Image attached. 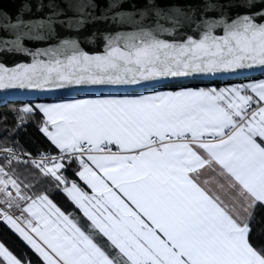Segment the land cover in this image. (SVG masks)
<instances>
[{
  "label": "snow or ice",
  "instance_id": "6c2138e0",
  "mask_svg": "<svg viewBox=\"0 0 264 264\" xmlns=\"http://www.w3.org/2000/svg\"><path fill=\"white\" fill-rule=\"evenodd\" d=\"M17 2L5 130L46 147H0V222L35 264H264V0ZM0 264L33 261L0 242Z\"/></svg>",
  "mask_w": 264,
  "mask_h": 264
},
{
  "label": "trees",
  "instance_id": "16d2710c",
  "mask_svg": "<svg viewBox=\"0 0 264 264\" xmlns=\"http://www.w3.org/2000/svg\"><path fill=\"white\" fill-rule=\"evenodd\" d=\"M264 75H260L257 77H263ZM243 80H239L242 82ZM225 83H235L238 81L228 80L224 81ZM196 86H205V83L193 82ZM211 83L216 84V86H220V81H212ZM77 98V97H76ZM22 100L19 101H9L8 104H0V146H4L5 144H12L16 141L19 142V145L22 146L24 150L35 152L36 149L46 147L43 139L36 132V127L34 122H29L25 128L20 129L17 132L9 133L5 130V128H11L13 124L12 113L9 111L10 107H14L18 105ZM26 102V101H23ZM3 117H7V119H3ZM70 179H76L78 183V178L69 177ZM82 187H85L81 183ZM86 189V188H85ZM55 203L63 209L74 210V206L67 200V198L60 193H57L52 197ZM78 212V210H75ZM254 227L257 229L258 233L264 232V221L256 222ZM0 242L4 243L6 247L9 248L18 258H23L26 254L32 261L33 264L36 262V257L32 253V251L27 248L24 243L14 234L10 229H8L2 222H0Z\"/></svg>",
  "mask_w": 264,
  "mask_h": 264
},
{
  "label": "water",
  "instance_id": "95a60500",
  "mask_svg": "<svg viewBox=\"0 0 264 264\" xmlns=\"http://www.w3.org/2000/svg\"><path fill=\"white\" fill-rule=\"evenodd\" d=\"M98 2L100 3L101 7H107L108 0H98ZM145 2L146 0H123L121 4V10L133 11L135 9H140L145 6ZM173 2L179 3V4L192 3L196 5L197 7H202L204 0H155V3L161 7L167 6L168 4L173 3ZM133 5H135V9L133 8ZM18 6H19L18 2L13 3V0H0V7H2L4 10L9 11V12H14L15 8ZM209 15H215V13H209ZM0 34H4V33H0ZM28 46L34 48L37 45L28 43ZM84 47L86 48V50L90 52V54L93 52V49L91 46L84 45ZM18 62H31V60H30V57H26L22 53L21 54L0 53V63H4L8 67H12L14 66L15 63H18ZM260 75H264V74L256 73V74L249 76L248 78L257 77ZM230 80L239 81L237 79H230ZM215 81H219V80H215ZM225 81H228V80H225ZM19 100L26 101L24 100L23 96L11 98L9 101H19Z\"/></svg>",
  "mask_w": 264,
  "mask_h": 264
},
{
  "label": "crops",
  "instance_id": "0c3cea01",
  "mask_svg": "<svg viewBox=\"0 0 264 264\" xmlns=\"http://www.w3.org/2000/svg\"><path fill=\"white\" fill-rule=\"evenodd\" d=\"M261 78H264V76L263 77H252V78H247V79H253V80H255V79H261ZM239 82V81H238ZM242 82H244V81H242ZM237 83V82H236ZM216 85V84H215ZM221 86V85H220ZM77 98H80V97H77ZM82 183V182H81ZM85 188H86V186H85ZM85 190H88L87 188L85 189ZM90 191V190H89ZM76 214L77 215H80V213H79V211L78 212H76Z\"/></svg>",
  "mask_w": 264,
  "mask_h": 264
},
{
  "label": "built area",
  "instance_id": "2783aa9c",
  "mask_svg": "<svg viewBox=\"0 0 264 264\" xmlns=\"http://www.w3.org/2000/svg\"><path fill=\"white\" fill-rule=\"evenodd\" d=\"M0 147H2V146H0Z\"/></svg>",
  "mask_w": 264,
  "mask_h": 264
},
{
  "label": "rangeland",
  "instance_id": "374dc122",
  "mask_svg": "<svg viewBox=\"0 0 264 264\" xmlns=\"http://www.w3.org/2000/svg\"><path fill=\"white\" fill-rule=\"evenodd\" d=\"M236 83V82H235Z\"/></svg>",
  "mask_w": 264,
  "mask_h": 264
}]
</instances>
